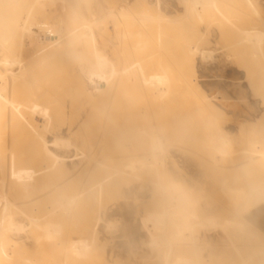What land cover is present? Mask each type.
<instances>
[{"label": "bare ground", "instance_id": "bare-ground-1", "mask_svg": "<svg viewBox=\"0 0 264 264\" xmlns=\"http://www.w3.org/2000/svg\"><path fill=\"white\" fill-rule=\"evenodd\" d=\"M184 1L0 0V264H264V0Z\"/></svg>", "mask_w": 264, "mask_h": 264}, {"label": "rangeland", "instance_id": "rangeland-1", "mask_svg": "<svg viewBox=\"0 0 264 264\" xmlns=\"http://www.w3.org/2000/svg\"><path fill=\"white\" fill-rule=\"evenodd\" d=\"M31 1H34V0H31ZM37 1H41L42 4H44V6L41 8V9H44V10H42L41 13L35 15L33 19L35 21H37V22H49V23H56V22H58V9H139L140 6L143 4V0H37ZM153 1L156 4L157 3L159 4V2H160V4H159L160 7L163 5L162 4L163 2H167V4L169 5L170 4L169 2H172V1H174V2L177 3V9H183L185 7V1L184 0H153ZM0 8L1 9H4V8H7L8 9L9 8V5H7L5 3L4 5L0 6ZM171 8L173 9V7H171ZM22 9H27V7L25 6ZM198 9H204V5L202 3H199L198 4ZM22 40L24 41L25 46L23 47L22 52L19 53V54H20V56L22 58H27V57L31 56L32 55V52L36 49L37 42L34 39V37L29 36L28 34H23L22 35ZM18 49L19 48L16 46L15 47V53L18 51ZM208 58L209 59L211 58V59L209 60ZM208 58L206 57V59H205L206 67L207 66H210L212 62L214 63L216 61L214 55L208 56ZM211 60H213V61L211 62ZM221 66H220L221 68L219 67L218 70H216L217 67H216V69H213L212 72H211V70H209L210 71V74L212 75L211 77L213 79L215 78V80L220 81V83H222V80H224V79L227 80L228 78H230L226 74V69H224L225 68L224 65H221ZM214 71H216L217 73L219 71H221L220 73H222L224 71V73H222V74L218 73L219 74L218 75ZM214 73H215L216 76L218 75L219 78L216 77L214 75ZM223 76H225L226 78L223 77ZM220 77L221 78L223 77L222 80H221ZM208 88L211 90L210 86H208ZM212 88H213L212 89L213 91L211 90V94H213L214 96H216L217 92H219V94H217L218 95L217 97H219V99L221 98L220 99V103L225 106L228 103V100H227L228 97H226V96H229L228 95L229 93L227 94V91H228L227 88L226 87L222 88V89H224L223 91H222L221 87H219V86H214V87L212 86ZM223 95L227 98L226 101H224L225 100V97ZM220 96H223V98L220 97ZM260 97H261L262 100H264V94L261 95ZM3 112L6 113L5 115H7V112L6 111H4V110L3 111H0V142H1L0 143L1 144L0 145V148L6 147L8 145V143L9 144L18 143L17 141L20 140L19 139L20 138L19 137V134L17 136V134L14 133V131H11L12 129L10 127V124L8 122V119L6 118L7 116L6 117L5 116L2 117ZM5 119H7V121ZM13 135H15L16 137L13 136ZM12 136H13V138H12ZM10 137L12 139H10ZM4 144L6 146H3ZM119 199L120 198H118V200ZM118 200H117V203H120V200L119 201ZM109 207H111V208L109 210L107 209L106 210V213H105V217L107 218V220H109L110 218L114 217V215L115 216L117 215L118 217L117 216L114 217L113 220H112L113 222L111 221V225L109 227H105L108 236H106V237L104 236V238H106V240H107L106 250H108V251H109V249L113 248L114 241H112V240H115V238L117 239L118 235L124 234L123 232H125L124 230L126 229V227L128 226V224H130L131 222H133L135 220V218H136L135 216H137V212H135V211L133 212V215H132V212L128 215V214H126V212H125V214H123L124 213V212H122L123 210L118 211L117 208L119 207V204H117V205L116 204L115 205L113 204L112 206H109ZM112 210H113V212H112ZM114 210L115 211L117 210V212H115ZM120 212H122L121 213V216H120ZM139 212L140 213H138V214H141L142 213V211H139ZM110 213H112L110 215L112 217H108V214H110ZM117 213H119V214H117ZM124 215H125V217L128 215V217H126V220H127L126 222L123 221V219L125 220ZM131 216H132V219L129 218ZM119 217H120V219H119ZM116 218H118V220ZM114 219L117 220L118 222L120 220V222H119L120 224L117 221H115ZM129 219H131L130 220L131 222H129ZM117 224H118V226H117ZM113 226H115L116 229L113 228ZM152 227L153 226H151V228ZM115 230H117L116 232H118V231L119 232L116 233ZM100 231L102 233V234L100 233V235L102 236L101 237V239H102L103 238V233H104V235H106V232L103 231V228H101ZM108 232H109V234H108ZM110 232L112 234H110ZM125 234L124 235L127 236V237L124 236L125 238L124 237L123 238L127 241V243H130V241H132V237L130 236L129 233H125ZM143 234L144 235H141V239H142V242L144 243L143 246H145V244H146V238L147 237L145 236V233H143ZM109 237H111L110 240L108 239ZM112 238H114V239H112ZM107 245H110V246H107ZM140 245H141V243H140Z\"/></svg>", "mask_w": 264, "mask_h": 264}]
</instances>
